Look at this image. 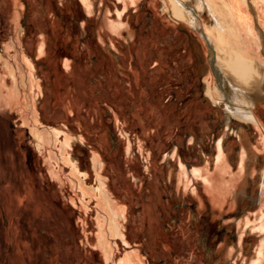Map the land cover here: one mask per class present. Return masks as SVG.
Returning <instances> with one entry per match:
<instances>
[{
	"label": "rangeland",
	"instance_id": "374dc122",
	"mask_svg": "<svg viewBox=\"0 0 264 264\" xmlns=\"http://www.w3.org/2000/svg\"><path fill=\"white\" fill-rule=\"evenodd\" d=\"M199 27L163 0H0V264H264V104L217 102Z\"/></svg>",
	"mask_w": 264,
	"mask_h": 264
},
{
	"label": "bare ground",
	"instance_id": "6f19581e",
	"mask_svg": "<svg viewBox=\"0 0 264 264\" xmlns=\"http://www.w3.org/2000/svg\"><path fill=\"white\" fill-rule=\"evenodd\" d=\"M163 3L165 10L174 18L188 21L196 28L200 23L204 24L199 30L208 46L211 71L217 78L216 88L212 89L219 99L217 102L224 104L226 110H231L234 115L242 114L257 123L256 111L264 104V51L260 53L255 45L264 44V40L259 42L258 26L252 24L250 16L253 14L252 17L260 19L257 9L264 0H163ZM205 8L213 17L212 21L204 22L201 18V11ZM230 84L236 88H230ZM222 160L219 169L225 170L227 163ZM216 186L219 190L223 188L219 184ZM104 200L109 211L124 212L106 194Z\"/></svg>",
	"mask_w": 264,
	"mask_h": 264
},
{
	"label": "crops",
	"instance_id": "0c3cea01",
	"mask_svg": "<svg viewBox=\"0 0 264 264\" xmlns=\"http://www.w3.org/2000/svg\"><path fill=\"white\" fill-rule=\"evenodd\" d=\"M210 62H211V60H210ZM214 65V64H213ZM220 66V65H219Z\"/></svg>",
	"mask_w": 264,
	"mask_h": 264
}]
</instances>
